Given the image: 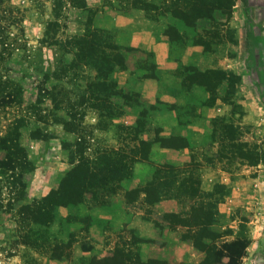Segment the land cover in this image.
Masks as SVG:
<instances>
[{"label": "rangeland", "instance_id": "1", "mask_svg": "<svg viewBox=\"0 0 264 264\" xmlns=\"http://www.w3.org/2000/svg\"><path fill=\"white\" fill-rule=\"evenodd\" d=\"M10 1L23 14L24 42L14 52L8 74L21 84L23 94L20 105L0 111V136L14 118L23 117L25 122L20 129L19 141L25 149L27 163H21L13 174L10 170L0 173V264H86V257L106 256L117 244L129 245L133 251L138 249L142 260L157 258L161 264H196L195 259L177 260L175 241H166L163 234L169 224L165 217L171 213L155 208L156 203H147L145 196L154 198V190L146 183L166 156L154 152L152 145L157 144V136H167L171 130L181 133L191 144L184 148L187 150L185 155L181 154L183 149L175 157L170 155L171 160L176 159L175 163L185 165L192 157L198 162V173H204L208 166H221L208 159L215 153V148L209 141L211 124L207 115V91L196 87L190 97L182 100L175 95L178 94L177 86H167L160 81L159 96L167 95L170 101L162 100L160 112H154L148 118L144 129L132 128L137 107L119 106L111 118L113 110L90 106L87 100L100 93L94 82L95 68L80 64L78 69L66 71L68 67L65 65L72 55L62 53L56 45L40 42L45 22L52 18L50 1L46 0L43 5L31 0ZM132 1L86 0L87 9L74 7L66 1L56 36L63 40L82 32L89 16L94 25L110 30L115 42L128 46L129 30L123 26H112L115 17L123 15L133 17L137 25L148 24L157 39L163 38L168 42L170 59L175 61L174 58L178 57L181 61L184 50L191 46L173 42L177 33L182 32L177 16V5L182 0H138L148 3L145 8ZM206 9L214 17L210 28L217 38L211 40L206 52L199 45L202 47L201 55L211 58L215 67H220L217 64L223 59L233 64L236 60L240 73L236 90L244 94H241L243 103L234 96L233 100H227L229 104L226 107L220 100L216 105L227 112L228 121L234 124L238 121L239 126L243 120L240 131L245 150H250L248 156L252 157L258 149L259 157L264 160V133L258 129L259 126L264 127V0H232L227 9ZM173 27L176 33H171ZM199 29L196 23V30L201 32ZM124 55L127 66L123 69L116 67L114 78L120 88L138 91L142 80L138 67L145 54L125 51ZM198 55L193 53L191 61L181 63L193 64L201 56ZM177 67L178 62L171 70L173 75ZM157 74L160 79L159 70ZM42 80H45L47 92L39 95L38 86ZM159 114L168 115L162 116V119ZM35 129L48 136L32 138L31 131ZM125 146L128 150L135 147L133 150L138 152L130 164L131 177L120 182L115 193L99 191L97 198L93 199L87 192L82 203L70 209L59 207L57 220L48 226L32 221V211L38 201L56 188L62 177L72 174L75 166L89 168L100 149ZM3 157L4 151L0 150V160ZM237 161V164L233 162L230 165L228 171L240 168L241 162ZM243 165L248 164L244 161ZM248 172L251 174V171ZM135 187L142 192L130 193L129 190ZM257 198L264 206L263 190ZM251 214L252 210L239 205L234 216L237 215V220L247 221ZM78 215L93 217L96 223L89 226L85 222H74L73 217ZM141 221L147 225L141 230L146 232L142 235L138 227ZM229 222L230 218L220 217V224ZM241 225L237 233L249 236L248 225ZM183 231L180 227L179 235ZM152 233L155 235L151 236ZM134 236L149 241L137 242ZM67 242L70 245H66ZM54 244L66 245L59 253L63 259L53 258L58 253L52 249ZM84 246L88 248L84 249ZM222 264L227 263L224 261ZM238 264L242 261L239 260Z\"/></svg>", "mask_w": 264, "mask_h": 264}, {"label": "trees", "instance_id": "2", "mask_svg": "<svg viewBox=\"0 0 264 264\" xmlns=\"http://www.w3.org/2000/svg\"><path fill=\"white\" fill-rule=\"evenodd\" d=\"M35 4H42L46 0H31ZM51 3L52 18L46 20L43 36L40 40L42 44L56 45L59 50L66 54L70 53L72 58L65 67L66 71L78 69L81 65H92L96 70V79L94 80L100 93L93 95L87 102L94 108L106 107L113 112L119 106H130L137 109L136 119L132 128L144 129L148 123V118L154 112H160L162 100L157 99L153 104L144 103L139 98V91L124 90L118 86L114 78L116 67L125 68V51H141L145 56L141 60L139 70L141 78H157V64L153 58L152 50L147 51L143 48L133 46H123L114 41L110 30L101 28L92 23V19L87 17L82 32L65 39L56 36L60 27L62 10L66 1L77 8L87 9L86 0H49ZM142 7L148 5L145 1L133 0ZM177 5L178 21L181 23V34L177 33V39L186 45H201L203 51L209 49L213 38L217 34L212 32V28L204 29L201 32L196 30V23L201 18H207L211 22L214 17L207 13L206 8L227 9L232 0H182ZM88 11V10H87ZM90 11V10H89ZM88 11V12H89ZM23 14L19 7L14 6L10 0H0V111L22 102L23 87L16 82L8 73L11 70L10 62L14 52L22 47L24 42ZM192 28V30H189ZM177 30L172 28L171 33ZM192 31V32H190ZM189 40V41H188ZM24 45V44H23ZM170 58V50H169ZM178 62V67L174 72L173 86H177L178 94L182 100L187 99L196 90V87L204 89L208 93V106L214 105L216 99L223 101L231 100L234 97L239 75L224 70L220 67L199 70L196 65L188 63L183 65L178 57L174 58ZM47 78V74L44 75ZM92 82L88 84V87ZM162 84H159L161 87ZM47 92L45 80H42L38 86V94ZM175 95H173L175 97ZM91 100V101H90ZM86 102V101H85ZM176 105L173 106L175 108ZM211 131L209 141L217 142V148L209 161L220 162L224 169L230 167L233 162L244 161L248 165H257L264 160L259 157L258 149L252 157L248 156L250 152L245 150V143L241 140L240 127L227 120V116H214L210 118ZM23 117H16L11 121L4 134L0 136V150L4 151V157L0 160V173L7 171L14 173V170L22 163H27L25 149L21 146L19 138L21 127L24 125ZM48 134L40 129L31 131L32 138H45ZM157 144L161 147L182 150L190 147V143L180 133L177 134L171 130L167 136H157ZM135 147L128 148H110L100 149L94 159V163L89 167L75 166L73 173L61 178L56 188H53L45 195L32 211V221L37 224L48 226L57 220V211L59 207L72 208L84 201L85 194L88 192L91 197L97 198L99 191L109 190L115 193L117 185L125 179L131 177V161L137 155L138 150ZM247 153H246V152ZM198 162L190 158L185 165H179L175 162H163L158 164L146 186L152 188L155 192L154 198L145 196L147 203H157L164 199H175L181 209L177 213L167 214L165 218L172 225L185 227L182 238L191 239L194 246L204 253V257L198 264H221L223 258H227V264H238L240 257L244 254L245 248L249 243L246 236L240 233L231 240H221V237L231 234L230 228L223 231L217 229L220 224V214L218 203L229 193V188L223 183H215L212 190H203L200 186L201 179L198 173ZM13 176V175H11ZM129 192L141 193L142 190L135 187ZM128 192V193H129ZM74 222H85L86 225H92L95 219L90 216H74ZM242 234V233H241ZM27 235V234H25ZM137 242H147L149 239L144 237L137 238ZM54 244L53 251H57L54 259L61 260L59 253L63 252V247L70 245L69 242L64 246ZM88 246H84L87 249ZM55 255V254H54ZM86 264H161L157 258H147L142 260L138 249L133 251L128 245H116L110 254L102 257L91 255L85 258Z\"/></svg>", "mask_w": 264, "mask_h": 264}, {"label": "crops", "instance_id": "3", "mask_svg": "<svg viewBox=\"0 0 264 264\" xmlns=\"http://www.w3.org/2000/svg\"><path fill=\"white\" fill-rule=\"evenodd\" d=\"M112 26H123L129 30L128 33V45L137 47V48H149L153 52L154 61L157 64V69L161 73L160 79L147 77L142 79L139 83V98L144 103L153 104L157 99L170 101L167 95L159 96L158 86L159 82H164L167 86H172L174 83V75L171 73V70L175 69L177 62L169 58V44L165 39H157L153 29L148 24H135V19L133 17H127L123 15H117L114 19ZM197 26L202 31L204 29L210 28V20L207 18H201L197 21ZM202 47L199 45L188 46L181 57L182 63H187L191 61V56L193 53H199L201 55ZM198 55V57L200 56ZM233 63H228L224 59L219 61L217 66L222 68H229L235 73L240 74L237 71L238 66ZM194 65L199 70H206L209 68L215 67L211 63V58L201 55L199 59L197 58L194 62ZM237 90L235 91L234 96L240 98V103H243V92L240 93ZM242 94V95H241ZM234 97L231 99L233 100ZM217 100H220L227 104L221 98L216 99L215 103L211 107H207V115L211 118L214 116H226L227 112H224L222 106H218ZM168 114H159L162 119V116ZM235 115L237 113L235 112ZM260 120V118H259ZM264 120V118H262ZM243 121V120H242ZM239 122V127L242 129L243 122ZM175 121L173 122V124ZM235 125L238 126V121L235 122ZM259 125V124H258ZM259 131L264 133V127L259 126ZM211 131V126H210ZM210 133V132H209ZM242 140V137H241ZM154 152H159L160 156L166 154L164 158L161 159V162L173 161L170 159V155H177L180 153L179 150L172 148L161 147L159 144L154 143L152 145ZM212 147L217 148V142L212 143ZM187 152L186 149H183L182 153L185 155ZM174 153V154H173ZM176 160V159H175ZM175 160L173 162H175ZM217 161H215L216 163ZM221 164L220 162H217ZM236 164L238 161L235 162ZM251 169V170H250ZM247 171V172H246ZM251 171V174L248 172ZM201 179V188L203 190H212L215 183H223L229 188V193L223 197V200L218 203V211L220 217L230 218L228 224H219L217 229L223 231L225 228H230L232 230L231 234L221 237V240H231L238 235L237 231L242 227L241 224L246 223L249 227L250 235L247 236L249 243L245 248V253L240 257L242 264H264V206H261L263 202H260V199L257 196L260 195V191H264V162L258 163L255 166L243 165L240 163V168H235L234 172L228 171L221 166H208L206 171L200 173ZM250 192V193H249ZM244 202L246 204H244ZM239 205H245L246 209L252 210L251 218L247 221L237 220L236 211ZM159 208L163 213H177L179 211V204L175 199H164L155 204V208ZM250 217V216H249ZM145 220V219H143ZM144 222H148L145 220ZM141 221V225L138 226L140 231L147 227V225ZM235 223V224H234ZM166 231H163L166 241H175V257L177 260L184 261L186 259H195L196 264L204 257V253L197 249L191 239L182 238V234L179 235L180 225L167 224ZM185 231V227H182ZM183 231V232H184ZM146 233V232H145ZM142 233L141 235L145 234ZM233 233V234H232ZM155 234L152 233L151 236ZM256 260V262H255ZM227 258H223V262ZM222 264V263H221Z\"/></svg>", "mask_w": 264, "mask_h": 264}]
</instances>
